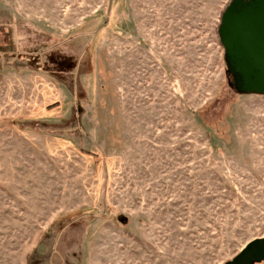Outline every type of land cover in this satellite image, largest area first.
Returning <instances> with one entry per match:
<instances>
[{"label":"rangeland","instance_id":"obj_1","mask_svg":"<svg viewBox=\"0 0 264 264\" xmlns=\"http://www.w3.org/2000/svg\"><path fill=\"white\" fill-rule=\"evenodd\" d=\"M230 1L0 0V264H225L264 238Z\"/></svg>","mask_w":264,"mask_h":264},{"label":"water","instance_id":"obj_2","mask_svg":"<svg viewBox=\"0 0 264 264\" xmlns=\"http://www.w3.org/2000/svg\"><path fill=\"white\" fill-rule=\"evenodd\" d=\"M218 37L230 86L240 95L264 96V0H231ZM264 262V238L248 243L225 264Z\"/></svg>","mask_w":264,"mask_h":264},{"label":"trees","instance_id":"obj_3","mask_svg":"<svg viewBox=\"0 0 264 264\" xmlns=\"http://www.w3.org/2000/svg\"><path fill=\"white\" fill-rule=\"evenodd\" d=\"M221 19V18H220ZM218 34V33H217ZM219 38V37H218ZM221 45V44H220ZM45 50V49H44ZM42 52V50L41 51H38V53H40L41 54V56H43V54L44 53H41ZM49 54L50 53H47V54H45L44 56H43V59H45V60H47L48 61V59H50V56H49ZM34 56H38L37 54L35 55L34 54ZM49 62V61H48ZM224 64H225V62H224ZM225 67H226V64H225ZM226 79H227V86H228V88H230L231 90H232V92H234V94H236V95H238V96H244V95H240V94H238L231 86H230V83H229V77L227 76V73H226Z\"/></svg>","mask_w":264,"mask_h":264}]
</instances>
